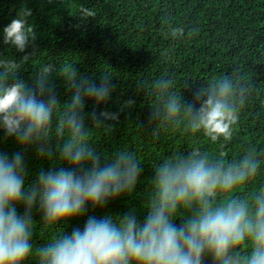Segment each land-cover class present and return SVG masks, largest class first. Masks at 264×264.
<instances>
[{
  "label": "clouds",
  "instance_id": "obj_1",
  "mask_svg": "<svg viewBox=\"0 0 264 264\" xmlns=\"http://www.w3.org/2000/svg\"><path fill=\"white\" fill-rule=\"evenodd\" d=\"M31 15L32 9L22 5L2 29L6 50L22 55L0 54V133L4 141L33 148L50 166L28 181L23 152L0 151V264L29 259L35 264H264V183L248 190L261 175L264 159L251 146L232 157L199 146L175 151L153 164L142 217L135 209L115 217L88 215L132 194L141 183L143 163L137 153L120 149L108 154L92 139L94 131L113 130V122L135 100H126L115 112L95 107L86 112L89 102L96 107L107 103L115 85L106 72L99 81L80 74L77 63H41L25 80V66L40 52ZM73 16L88 20L96 12L80 5ZM198 32L196 25L168 21L165 37L180 40ZM54 77L63 82L69 100L61 102ZM188 81L179 90L173 75L151 82L150 133L159 138L161 131L174 130L226 146L256 91L255 82L239 70L199 86ZM35 214L42 227L87 219L82 229L61 230L36 245Z\"/></svg>",
  "mask_w": 264,
  "mask_h": 264
},
{
  "label": "trees",
  "instance_id": "obj_2",
  "mask_svg": "<svg viewBox=\"0 0 264 264\" xmlns=\"http://www.w3.org/2000/svg\"><path fill=\"white\" fill-rule=\"evenodd\" d=\"M22 5L32 9L30 22L35 25V44L40 50L25 66L22 73L25 80L41 63L55 62L58 67L77 63L80 74L99 81L106 72L115 85L107 103L96 107L89 102L86 112L93 111L94 107L97 111L107 108L115 112L126 100H135L132 108L124 109L119 121L113 122V130L94 131L92 139L98 150L108 154L120 149L137 153L143 163L141 183L132 194L111 201L104 209H90L88 215L115 217L135 209L142 217L152 166L175 151L199 146L211 153L223 151L232 157L251 146L264 159V0H0V54H11L17 59L22 54L14 49L6 50L2 29ZM80 5L94 10L96 17L81 20L73 16ZM168 21L186 28L196 25L199 32L180 40L166 38ZM236 70L252 78L256 91L242 114L232 142L226 146L212 144L206 137H188L174 130L161 131L159 138L152 136L147 121L151 102L147 90L153 80L173 75L179 90L186 80L199 86ZM53 79L61 102L69 100L70 94L60 78ZM182 93L186 98L190 96L183 89ZM0 151L23 152L28 181L41 168L50 166L48 160L37 157L33 148L24 150L14 139L4 141L2 133ZM261 183H264V166L248 190ZM34 219L37 223L33 242L43 245L61 230L70 233L74 227L82 229L87 215L55 227H42L38 214ZM26 264H35V261L29 259Z\"/></svg>",
  "mask_w": 264,
  "mask_h": 264
}]
</instances>
